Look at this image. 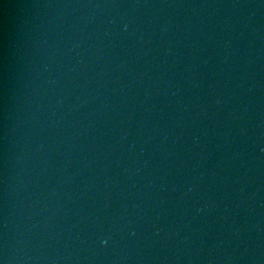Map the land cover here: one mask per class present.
<instances>
[{
	"label": "water",
	"instance_id": "obj_1",
	"mask_svg": "<svg viewBox=\"0 0 264 264\" xmlns=\"http://www.w3.org/2000/svg\"><path fill=\"white\" fill-rule=\"evenodd\" d=\"M0 264H264V0H0Z\"/></svg>",
	"mask_w": 264,
	"mask_h": 264
},
{
	"label": "clouds",
	"instance_id": "obj_2",
	"mask_svg": "<svg viewBox=\"0 0 264 264\" xmlns=\"http://www.w3.org/2000/svg\"><path fill=\"white\" fill-rule=\"evenodd\" d=\"M101 243H104V241H102Z\"/></svg>",
	"mask_w": 264,
	"mask_h": 264
}]
</instances>
